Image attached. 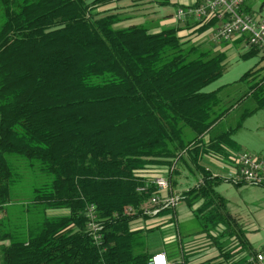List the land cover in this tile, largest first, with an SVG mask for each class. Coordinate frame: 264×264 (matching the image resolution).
<instances>
[{
    "label": "trees",
    "instance_id": "1",
    "mask_svg": "<svg viewBox=\"0 0 264 264\" xmlns=\"http://www.w3.org/2000/svg\"><path fill=\"white\" fill-rule=\"evenodd\" d=\"M119 1L0 0V264H150L157 229L133 225L150 219L144 211L157 191L138 189L163 174L174 192L184 167L203 173L180 195L203 232L217 244L218 235L236 236L219 244L217 259L248 264L237 256L255 253L201 166L232 134L204 141L234 108H223L219 90L205 92L226 56L185 41L177 27H122L124 16L106 9ZM253 6L241 11L256 15ZM218 20L194 26L204 32ZM250 49L245 57L264 60ZM251 91L261 107L264 77ZM92 205L102 244L87 229ZM221 223L226 229L210 234Z\"/></svg>",
    "mask_w": 264,
    "mask_h": 264
},
{
    "label": "rangeland",
    "instance_id": "2",
    "mask_svg": "<svg viewBox=\"0 0 264 264\" xmlns=\"http://www.w3.org/2000/svg\"><path fill=\"white\" fill-rule=\"evenodd\" d=\"M154 1L156 2V0H137V2H132L133 4L141 3L146 6L143 10H145L144 12L148 24H150L151 21L154 22V20L160 19V17L166 14L171 15L175 10L173 6L156 5ZM250 1L253 2L254 5L253 12H257L256 14L260 16L264 14V9L261 13L259 12L264 0ZM155 28L159 29V26ZM156 29L150 27L151 32H154ZM250 50L251 49L245 44L239 46L232 43L225 46L224 49H222V52L226 56L224 74L220 79L207 87L205 92L209 93L219 90L223 108L234 106L231 113L215 129V133L228 134V131H232L231 136L226 138V140L229 141L228 144H232L230 145V149L235 152L242 150L254 156L259 155V157H263L264 100H262L263 103L260 107L258 97L251 94V88L264 77V65L262 63L263 54L260 53L258 55L245 57ZM251 71L254 73L250 78L242 80V78ZM244 96H246V99L241 101ZM248 113L250 114L243 118L244 114ZM239 124H241V127L237 129ZM180 164H182V162ZM179 168L180 165H178V169ZM182 171V176H175L173 179L175 183L174 193L177 195L183 191L196 187L199 182L197 175L193 173L186 174L185 167ZM154 175V173H151V176ZM160 175L161 174H159V176ZM156 176H158V174L154 177ZM162 176L166 175L162 174ZM220 191L223 192L233 205V215L243 223L242 225L248 231L249 238L253 241L256 250L264 248V188L258 186H243L241 188H236L232 183H223L220 187ZM177 206L181 215L186 211L189 217H191V219L186 222H182L181 220L180 225L182 234L191 235L193 233L196 235V233L203 232L204 227L202 223L200 220L190 216V212L186 209L185 203L181 201ZM255 229L257 231H255ZM209 230L210 234L217 237V227L210 225ZM217 239L221 240L219 235Z\"/></svg>",
    "mask_w": 264,
    "mask_h": 264
},
{
    "label": "crops",
    "instance_id": "3",
    "mask_svg": "<svg viewBox=\"0 0 264 264\" xmlns=\"http://www.w3.org/2000/svg\"><path fill=\"white\" fill-rule=\"evenodd\" d=\"M135 1L137 2V0H120L117 4L106 9H117V12L124 16L126 20L121 24L122 27H129L133 25H148L149 28L153 27L154 29H156L155 27L159 26V29H156L152 33H159L163 29L177 27L180 29L179 36L184 38L185 41H191L192 43H195L197 45H202L206 49L214 46L215 52H222V49H224L225 46L221 44L222 42L216 43L212 40L214 31L221 25L220 20H218L216 26L211 27L204 32H200L199 26H194L196 21H186L184 23H178L174 19V15L179 7L200 5L205 0H156V2L154 1L156 5L173 6L175 10L171 15L166 14L160 17V19L154 20V22L151 21L150 24H148V21H146L147 17L144 12L145 10H143L144 8H146V6L141 3L133 4L132 2ZM256 13L257 12H254V14ZM257 16L261 19H264V14H261V16ZM243 44H240L239 46H242ZM262 63L264 65V60L262 61ZM219 134L220 133H215V130H213L211 135L207 136L204 141L207 143L209 140H214L219 136ZM228 142L229 141L225 139V142L219 149V151L205 154L203 156L201 166L204 169V172L211 176V179H217L218 184L216 186V191L226 201L227 210L238 225L237 230L244 234L245 239L252 247V251H254L255 254L264 253V248H262L261 250H256L253 241L249 238L248 231L242 225L243 223L240 219L235 218V216L233 215V205L226 198L223 192L220 191V187L223 183H232L236 188L250 186L241 180L236 183V179H238L239 177L238 157L245 151H233L232 149H230V145L232 144H228ZM257 156L259 157V155ZM185 171L187 172L186 174H196L199 179L198 184L203 182V173H201V171L199 173H195L193 168L188 167L185 168ZM182 193L178 195L180 196ZM182 201L185 203L186 209L190 212V216H193L195 219L199 220L189 209L186 202L184 200ZM177 208L178 206L175 209L164 212L157 217L150 218L148 219V221L139 220L134 224V226L138 229H142L145 227L157 229L156 232L150 236V252L152 257L159 254L164 255L167 264H221L223 261L222 258L217 259L218 257H221L219 244L223 242L224 245L229 246L230 244H233L232 240H234L236 236H233L231 239L228 237L220 238L221 240H218L219 244H217L205 232L196 233V235H194L193 233L191 235H183L180 225L181 220L182 222H186L189 221L191 217H189L186 211H184V213L181 215L179 209ZM226 227L227 226H224V224L221 223L218 228L219 232L225 230ZM255 231L257 230L255 229ZM233 247L238 246L233 245ZM241 247L235 248V252H239ZM243 252L244 251H242V253H239L240 255H238L237 257L242 259L246 257V260L248 262V259L251 255L246 253L244 254Z\"/></svg>",
    "mask_w": 264,
    "mask_h": 264
},
{
    "label": "built area",
    "instance_id": "4",
    "mask_svg": "<svg viewBox=\"0 0 264 264\" xmlns=\"http://www.w3.org/2000/svg\"><path fill=\"white\" fill-rule=\"evenodd\" d=\"M248 0H205L202 4L189 7H179L174 15L178 23L186 21L203 22L217 17L221 25L214 31L212 40L216 43L233 42L237 38L247 36V46L257 48L264 53V19L257 15L245 14L241 11ZM239 177L250 186L264 188V157H257L250 153H241L238 157ZM148 187H155L157 193L149 202L144 213L154 218L163 209H175L181 197L176 195L166 176L153 177L145 187L138 189L139 193L147 191ZM125 213L133 215V209L128 208ZM87 229L95 244H102L103 226L99 223V216L94 205L85 210ZM143 229V228H142ZM133 230H141L133 225ZM248 264H264V253L251 255ZM150 264H167L164 255H155Z\"/></svg>",
    "mask_w": 264,
    "mask_h": 264
}]
</instances>
